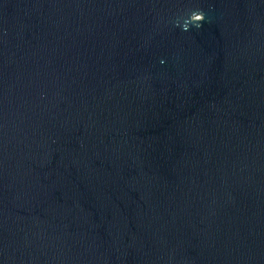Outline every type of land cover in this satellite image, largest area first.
<instances>
[{
    "label": "water",
    "instance_id": "water-1",
    "mask_svg": "<svg viewBox=\"0 0 264 264\" xmlns=\"http://www.w3.org/2000/svg\"><path fill=\"white\" fill-rule=\"evenodd\" d=\"M0 264H264V0H0Z\"/></svg>",
    "mask_w": 264,
    "mask_h": 264
},
{
    "label": "clouds",
    "instance_id": "clouds-1",
    "mask_svg": "<svg viewBox=\"0 0 264 264\" xmlns=\"http://www.w3.org/2000/svg\"><path fill=\"white\" fill-rule=\"evenodd\" d=\"M205 17L202 11L195 10L192 11L188 16L187 20L189 23L181 25L183 30H187L189 25L199 27L204 21Z\"/></svg>",
    "mask_w": 264,
    "mask_h": 264
}]
</instances>
